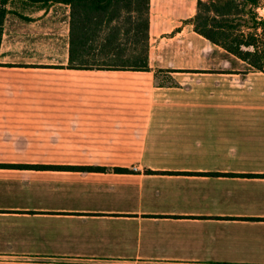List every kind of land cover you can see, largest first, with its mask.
<instances>
[{
    "label": "crops",
    "instance_id": "obj_1",
    "mask_svg": "<svg viewBox=\"0 0 264 264\" xmlns=\"http://www.w3.org/2000/svg\"><path fill=\"white\" fill-rule=\"evenodd\" d=\"M198 1L150 0L147 71L72 68L71 5L7 1L0 264H264V73Z\"/></svg>",
    "mask_w": 264,
    "mask_h": 264
},
{
    "label": "trees",
    "instance_id": "obj_2",
    "mask_svg": "<svg viewBox=\"0 0 264 264\" xmlns=\"http://www.w3.org/2000/svg\"><path fill=\"white\" fill-rule=\"evenodd\" d=\"M7 1L0 0V37L6 17ZM30 1L33 3L60 2L71 5L70 57L72 68L149 70L150 0ZM257 1L241 0L239 3V0H209L207 2L199 0L194 25L198 34L245 62L249 70L264 73V21L258 17L260 21L256 22L254 12L247 11L248 5L251 7L257 5ZM121 9L125 10L126 17H122ZM134 14H137L136 17ZM256 15L258 16L257 13ZM247 16L251 19H247ZM258 31L261 33L258 34ZM97 57L107 58L108 61L104 64H90V60ZM35 168L85 172L105 171L101 168L88 167ZM115 171L128 172L129 170L116 169ZM211 175L221 174L212 173ZM246 176L264 178V175Z\"/></svg>",
    "mask_w": 264,
    "mask_h": 264
},
{
    "label": "rangeland",
    "instance_id": "obj_3",
    "mask_svg": "<svg viewBox=\"0 0 264 264\" xmlns=\"http://www.w3.org/2000/svg\"><path fill=\"white\" fill-rule=\"evenodd\" d=\"M203 1H205V2H207V1H209V0H203ZM240 1L241 0H239V3H240ZM242 3V2H241ZM264 4V0H258L257 1V5H253L252 7L250 6V5H248V7H247V11H249V10H251V11H253L254 12V14H255V21L256 22H259L260 20H258V16L256 15V13H257V8H259L260 6H262ZM121 11V13H122V17H126V12H125V10L124 9H121L120 10ZM136 15L137 14H134V16L136 17ZM211 16H213V14L211 13ZM246 16V15H245ZM123 19V18H122ZM122 19L120 20V21H122ZM247 19H251V17L250 16H247ZM261 21H264V20H261ZM250 26V25H249ZM248 27V26H247ZM247 29V28H246ZM245 31H251V32H254L253 30H245ZM258 34H260L261 33V31H258L257 32ZM108 60H107V58H104V57H97V58H95V59H91L90 60V64H104V63H106ZM242 69H241V71H242V73L243 74H246V73H248V71H246V70H248V67H247V65L246 64H244V63H242V67H241ZM252 72H255L254 70H251Z\"/></svg>",
    "mask_w": 264,
    "mask_h": 264
},
{
    "label": "built area",
    "instance_id": "obj_4",
    "mask_svg": "<svg viewBox=\"0 0 264 264\" xmlns=\"http://www.w3.org/2000/svg\"><path fill=\"white\" fill-rule=\"evenodd\" d=\"M257 14L260 20H264V4L257 8Z\"/></svg>",
    "mask_w": 264,
    "mask_h": 264
},
{
    "label": "bare ground",
    "instance_id": "obj_5",
    "mask_svg": "<svg viewBox=\"0 0 264 264\" xmlns=\"http://www.w3.org/2000/svg\"><path fill=\"white\" fill-rule=\"evenodd\" d=\"M264 31V30H263Z\"/></svg>",
    "mask_w": 264,
    "mask_h": 264
}]
</instances>
